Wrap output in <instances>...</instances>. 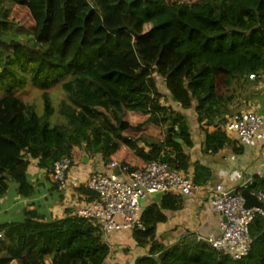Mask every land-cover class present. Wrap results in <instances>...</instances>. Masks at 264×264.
Wrapping results in <instances>:
<instances>
[{"label": "trees", "instance_id": "1", "mask_svg": "<svg viewBox=\"0 0 264 264\" xmlns=\"http://www.w3.org/2000/svg\"><path fill=\"white\" fill-rule=\"evenodd\" d=\"M9 1L28 11L33 28L25 43L6 38L12 23L9 9L0 6V197L12 182L18 195L30 198L29 161L50 173L55 161L72 160L74 148L130 171L153 160L186 170L180 143L191 144L187 120L161 103L157 78L168 99L213 128H204L206 152L229 144L222 126L249 88L248 76L264 81V39L256 30L264 34V0ZM27 76L43 91L42 114L14 94ZM55 86L65 94L56 110L47 93ZM55 113L62 119L52 126ZM208 176L194 165V184ZM246 189L261 191L264 181ZM81 190L88 201L96 199ZM179 205L178 197L163 194L160 207L141 212L144 229L132 234L150 249L134 264H211L218 253L193 235L170 248L156 243L155 225L166 220L161 209ZM0 231V264H45L48 258L52 264H103L109 254L98 227L71 214L44 220L27 211L23 221L4 223ZM249 233V255L234 261L218 254L222 264H264L260 217Z\"/></svg>", "mask_w": 264, "mask_h": 264}, {"label": "crops", "instance_id": "2", "mask_svg": "<svg viewBox=\"0 0 264 264\" xmlns=\"http://www.w3.org/2000/svg\"><path fill=\"white\" fill-rule=\"evenodd\" d=\"M199 1L192 0V3ZM159 91L164 95L161 103L180 112L186 117L188 124L191 144L189 146L184 143L180 144L181 150L188 158L189 166L186 170L179 169L178 171L192 177L193 181L194 165L198 164L209 174L207 180L198 184L199 188L192 194L178 197L180 205L177 209H161L166 220L155 225V241L165 248H170L188 235L214 237L220 234L221 217L210 204L212 191L216 185L220 184L231 192H240L242 188H251L255 180L260 179L259 176L264 172V157L262 156L264 138L240 143L234 134L225 132L223 125L222 130L229 144L216 152H206L204 150V130L213 128L200 125L193 110H182L167 98L165 91L160 87ZM242 95L244 97L232 105L231 115L237 111L249 110L264 120V81L259 84L251 82ZM261 131L264 133V126ZM139 146L148 150L143 143ZM236 149H240V152L237 153ZM71 161V169L68 173L69 182H83L93 172H110L108 164L105 165L99 155L89 156L82 148L73 149ZM114 171L120 179L126 180L122 171ZM28 175L34 185L32 196L30 198L21 197L16 191L15 184L9 183L7 192L0 197V225L23 221L27 211L36 212L44 220L61 219L66 215H72L77 207L88 201L89 197L82 192V188H72L70 184L64 190L56 188L51 172L38 168L36 162L29 161ZM162 197L163 194L147 195L141 201V212L151 205L160 207ZM116 219L120 221V217ZM132 231L120 230L102 237L109 246V254L103 264H134L137 259L149 255L150 245L139 246L133 238ZM222 261V257L216 254L212 256L211 264H222ZM10 264L21 263L13 260ZM45 264H52L51 259L48 258Z\"/></svg>", "mask_w": 264, "mask_h": 264}, {"label": "built area", "instance_id": "3", "mask_svg": "<svg viewBox=\"0 0 264 264\" xmlns=\"http://www.w3.org/2000/svg\"><path fill=\"white\" fill-rule=\"evenodd\" d=\"M249 81L258 83L255 74L248 76ZM264 120L253 111H237L230 115L224 124L227 133L234 134L240 143L253 139L262 140L261 131ZM264 157V152L262 153ZM109 173L93 172L83 182L68 180L71 160L63 158L52 165L51 178L58 189L64 190L70 184L72 188H82L96 194V199L89 200L77 207L72 216L80 217L96 225L104 237L120 230H143L141 222V201L150 194H171L175 197L188 196L199 187L192 177L171 168L160 160L149 161L141 170H128L118 162L108 164ZM113 170L122 171L126 180L118 177ZM264 181V172L259 176ZM222 185H216L210 197V204L220 214V234L214 237L194 236L222 256L239 261L250 253L252 238L249 228L256 217L262 220L264 230V189L251 192L261 203V207H244L245 199L237 192ZM120 217V221L116 218ZM4 231H0V240Z\"/></svg>", "mask_w": 264, "mask_h": 264}, {"label": "rangeland", "instance_id": "4", "mask_svg": "<svg viewBox=\"0 0 264 264\" xmlns=\"http://www.w3.org/2000/svg\"><path fill=\"white\" fill-rule=\"evenodd\" d=\"M187 2H192V0H182ZM197 1V0H195ZM199 1V0H198ZM0 6L9 9V18L8 20L12 23L11 27L5 32L6 38H16L22 43L27 42L30 37V31L33 28V22L30 18L28 11L21 6L11 3L9 0H0ZM157 78V77H156ZM28 82L23 88H15L14 94L17 95L21 100L27 104L35 106L36 112L42 114L43 111V101L41 98L42 90L34 86L27 76ZM157 83L163 91L165 90L159 78H157ZM47 93L50 96V100L53 108L56 110L58 108L59 102L65 97L60 86L52 87L47 90ZM5 95L4 88L0 87V97ZM166 99V98H165ZM164 99V100H165ZM62 119V118H61ZM60 117L55 113L49 118L50 124L53 126L56 123L61 122Z\"/></svg>", "mask_w": 264, "mask_h": 264}, {"label": "water", "instance_id": "5", "mask_svg": "<svg viewBox=\"0 0 264 264\" xmlns=\"http://www.w3.org/2000/svg\"><path fill=\"white\" fill-rule=\"evenodd\" d=\"M256 30L261 34V37L264 39V34L260 26L256 28ZM180 143V141H178ZM114 173H117L114 171ZM237 191H233L231 195L236 194ZM240 194L244 197L245 199V204L244 207L250 208V207H261V203H259L256 199V197L246 188H242L240 191Z\"/></svg>", "mask_w": 264, "mask_h": 264}]
</instances>
